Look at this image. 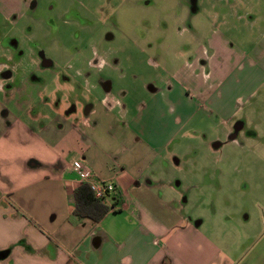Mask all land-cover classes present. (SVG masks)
Returning a JSON list of instances; mask_svg holds the SVG:
<instances>
[{"label":"crops","instance_id":"0c3cea01","mask_svg":"<svg viewBox=\"0 0 264 264\" xmlns=\"http://www.w3.org/2000/svg\"><path fill=\"white\" fill-rule=\"evenodd\" d=\"M193 21L164 54L129 36L135 50L123 55L137 85L124 83L129 74L115 66L116 55L93 51L77 75L104 91L83 114L48 102L47 114L36 112L27 89L15 86L17 68L0 63V264H235L193 220L178 174L194 169L186 152L202 117L219 119L215 150L223 138L236 141L240 73L261 67L264 75V54L238 55L226 35H206ZM255 82L246 76L243 87ZM77 161L117 188L120 203L99 223L74 215Z\"/></svg>","mask_w":264,"mask_h":264},{"label":"rangeland","instance_id":"374dc122","mask_svg":"<svg viewBox=\"0 0 264 264\" xmlns=\"http://www.w3.org/2000/svg\"><path fill=\"white\" fill-rule=\"evenodd\" d=\"M193 20L206 35L214 29L226 35L238 55L264 54V0H0V63L17 68L15 86L21 92L27 89L30 98L25 97L35 99L31 108L36 112L47 114L48 102L51 108L83 114L104 91L93 90L77 75L93 51L116 55L115 66L129 74L124 83L137 85L136 67L123 55L135 50L136 41L128 42L129 36L149 39L147 48L164 54L168 45L193 31ZM45 62L51 66H43ZM252 69L240 73L236 89V141L223 138L215 150L210 143L216 141L219 119L202 117V132L189 137L186 152L194 169L178 174L193 220L204 222L202 232L235 264H264V75L261 67ZM246 76L256 82L244 88ZM27 77L30 84L24 83ZM110 79L123 84L116 75ZM9 108L19 114L13 105ZM240 246L246 249L242 255Z\"/></svg>","mask_w":264,"mask_h":264},{"label":"trees","instance_id":"16d2710c","mask_svg":"<svg viewBox=\"0 0 264 264\" xmlns=\"http://www.w3.org/2000/svg\"><path fill=\"white\" fill-rule=\"evenodd\" d=\"M112 206H107L103 200L96 198L94 192L88 184H82L75 191L76 208L74 215L79 219H90L94 223H99L112 210V207L120 203V197L115 194L110 200Z\"/></svg>","mask_w":264,"mask_h":264},{"label":"built area","instance_id":"2783aa9c","mask_svg":"<svg viewBox=\"0 0 264 264\" xmlns=\"http://www.w3.org/2000/svg\"><path fill=\"white\" fill-rule=\"evenodd\" d=\"M73 169L82 184L90 186L96 198L103 200L105 203H111V198L117 194V188L113 183L98 180L92 170L80 161L73 164ZM116 207H112V211H115Z\"/></svg>","mask_w":264,"mask_h":264},{"label":"flooded vegetation","instance_id":"af4514ba","mask_svg":"<svg viewBox=\"0 0 264 264\" xmlns=\"http://www.w3.org/2000/svg\"><path fill=\"white\" fill-rule=\"evenodd\" d=\"M40 65V67H42V64H39ZM43 66H45V67H49V66H51V63H49V62H45V64H43ZM10 73H6V75H9Z\"/></svg>","mask_w":264,"mask_h":264}]
</instances>
